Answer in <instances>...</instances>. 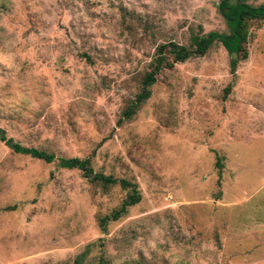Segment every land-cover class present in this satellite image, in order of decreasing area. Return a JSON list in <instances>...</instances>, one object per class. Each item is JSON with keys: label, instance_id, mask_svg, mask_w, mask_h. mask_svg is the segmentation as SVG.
Returning a JSON list of instances; mask_svg holds the SVG:
<instances>
[{"label": "rangeland", "instance_id": "rangeland-1", "mask_svg": "<svg viewBox=\"0 0 264 264\" xmlns=\"http://www.w3.org/2000/svg\"><path fill=\"white\" fill-rule=\"evenodd\" d=\"M220 1L0 0V129L53 156L0 142V264H264V19L246 58L213 40L122 114L158 45L228 35ZM61 158L138 202L102 224L128 190Z\"/></svg>", "mask_w": 264, "mask_h": 264}, {"label": "trees", "instance_id": "trees-1", "mask_svg": "<svg viewBox=\"0 0 264 264\" xmlns=\"http://www.w3.org/2000/svg\"><path fill=\"white\" fill-rule=\"evenodd\" d=\"M218 10L224 19L229 30L228 35H217L209 32L203 35L191 34L189 36L188 46L177 45L172 42L158 45L154 50V55L149 63V70L146 71L140 80V90L134 96L133 102L123 111V117L128 119L133 110L143 102L148 96V87L154 82L155 75L162 68H170L174 63H183L187 59L200 56L205 53L213 40H218L224 47L230 46L229 52L234 51L240 59L246 58V53L242 47L248 36V29L253 21L264 19V5L252 8L243 2L237 0L233 5H228L226 0H221L218 4ZM166 55L170 57L168 61ZM0 142L11 152L19 155H27L31 158L51 162L53 156L42 151L26 148L7 138L3 130L0 129ZM57 166L63 169H76L90 181L100 184L102 187L118 185L122 189L128 190L126 199L121 202L119 207L114 209L109 216L103 217L100 222L117 220L124 212L125 208L136 204L139 200L136 185L126 180H117L111 176H104L99 173L91 172L87 158H61L57 161Z\"/></svg>", "mask_w": 264, "mask_h": 264}, {"label": "water", "instance_id": "water-1", "mask_svg": "<svg viewBox=\"0 0 264 264\" xmlns=\"http://www.w3.org/2000/svg\"><path fill=\"white\" fill-rule=\"evenodd\" d=\"M231 1H233V0H228V1H227L228 5H232V4H234V2H231Z\"/></svg>", "mask_w": 264, "mask_h": 264}]
</instances>
